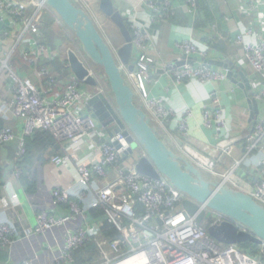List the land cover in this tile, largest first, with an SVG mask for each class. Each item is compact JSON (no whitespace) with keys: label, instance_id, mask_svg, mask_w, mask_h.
I'll return each instance as SVG.
<instances>
[{"label":"built area","instance_id":"2783aa9c","mask_svg":"<svg viewBox=\"0 0 264 264\" xmlns=\"http://www.w3.org/2000/svg\"><path fill=\"white\" fill-rule=\"evenodd\" d=\"M147 3L152 9L154 23L163 21L173 11L171 0H147ZM187 4L193 9L196 6L195 1ZM48 16L55 17L59 26H65L42 0H30L28 3L0 0V23L8 22L11 31L20 30L18 45L25 43L21 58L29 64V72L35 74L40 82L37 85L30 77H22L13 70L10 63L12 53L0 56V75L7 74L11 82L7 90L13 96L11 101L0 98V116L9 119L8 114H12L21 123L20 134L10 127L1 129L0 144L19 142L13 176L20 178L23 174L20 163L27 153L26 138L38 131L49 132L63 151L62 155L52 158V163L68 168L75 175L72 187H59L53 192L56 204L66 206L69 214L57 218L42 212L38 215V227L34 229L35 234L43 233L79 218L87 221L85 227L70 234L63 251V262L58 264H74L73 253L91 239L100 254L99 264H264V244L257 256L237 246L222 245L208 234L207 226L222 223L225 220L223 216L210 212L206 224H198L183 208L186 195L169 180L164 177L151 179L137 171V162L147 154L140 146L130 154L131 144L124 136L128 129L125 127L111 137L88 111V102L95 92H102L114 107L110 92L101 79L97 91L85 86L76 79L61 51L42 43V30ZM131 17L128 16L130 30H133L134 47L137 49L131 60L134 69L130 71L123 64L121 69L135 90L136 102L139 101L158 134L172 138L170 125L175 114L163 98L149 95L147 84L153 81L155 62L145 57L147 37ZM10 34L7 29H0V49L1 39ZM28 35L32 39H27ZM237 41L243 45L247 60L264 81V40L247 44L244 36L239 35ZM179 47L182 55L176 62L177 67L171 68L169 73L176 85L187 80L214 82L228 79L227 69L209 68L201 60L204 55L192 41H185ZM82 59L85 60L84 55ZM55 62L61 63L66 79L54 75L49 64ZM254 98L257 102L264 101V88ZM203 120L208 129L219 131L226 127L220 108L205 109ZM179 132L184 141L179 153L186 154L189 151L186 141L190 136L187 118L180 123ZM246 141L247 156L228 172L215 171L214 163L208 162V157L202 154L196 157L199 160L196 164L204 173L218 178L215 182L219 186L228 185L246 192L264 206V115L257 118ZM232 149V142L220 139L215 150L231 155ZM253 152L258 153L253 165L259 175L257 184L248 190L236 171L250 161ZM124 155L128 158L124 159ZM2 188L4 186L0 183V190ZM138 205L144 212L139 213ZM96 209L104 212L108 224L119 233L118 237H104L102 222H88L89 212ZM17 237L18 230L13 222L0 223V247L13 245Z\"/></svg>","mask_w":264,"mask_h":264},{"label":"crops","instance_id":"0c3cea01","mask_svg":"<svg viewBox=\"0 0 264 264\" xmlns=\"http://www.w3.org/2000/svg\"><path fill=\"white\" fill-rule=\"evenodd\" d=\"M15 1L28 3L30 0ZM72 1L75 5L87 10L102 33L106 24H110L113 31H117L121 43L117 39L115 50L123 45L124 41L118 28L102 14L98 0ZM113 1L127 23H131L128 16H132V20H135L147 37L144 55L155 62L153 81L147 84V90L151 97L163 98L175 114L170 125L174 150L181 152L179 148L182 146L180 142L182 138L179 125L183 119L187 118L190 132L189 139L186 141L189 145L188 152L193 154L197 152L199 157L201 156L199 154L207 156L209 160H206L214 163V169L219 173L232 170L233 166L248 154L246 138L253 130L250 121L252 109L249 93L229 79L214 82L187 80L183 84L176 85L172 82L169 73L171 68L177 67L176 62L182 55L179 45L185 41H192L204 55L201 59L203 62L229 61L235 67L236 73L243 72L250 82L253 95H256L264 88V81L247 60L243 45L237 41V38L243 35L247 44H256L264 40V0H171L172 13L163 21L155 23L152 21L153 12L147 0ZM188 1H195L194 9L187 4ZM29 11L32 13L31 7ZM51 19L54 21L53 18ZM43 28L47 45L60 50L63 57L67 58L69 50L77 54L81 51L79 43L68 31L69 29L67 30L66 27V30H62L63 28L56 20L49 28H45V25ZM0 29H7L11 33L6 39H1L0 56L12 53L10 63L13 70L22 77H30L34 83L40 85L38 77L29 72V64L21 58L25 43L18 45L20 30H9L11 28L8 22L0 23ZM131 32H133L132 29ZM104 36L111 45L108 37L105 34ZM26 38L32 39V36L28 35ZM65 43L70 48L66 49ZM111 47L114 49L112 45ZM134 51H137L135 47ZM79 54L83 57L82 51ZM15 56L23 61H20L17 68L12 65ZM58 65L62 69L60 62ZM212 69L223 71L227 68L213 66ZM238 80L241 81L240 76ZM10 86L11 82L7 74L2 73L0 75L2 100H12L13 96L7 90ZM137 103L141 105L138 100ZM258 105L260 114L254 122L264 115V101H259ZM207 108L222 110L226 121L225 128L218 131L216 128L208 129L204 126L203 113ZM188 112L191 113L190 116L187 115ZM8 117L9 119H5L0 116L5 122V127L13 128L20 134L21 123L12 114H8ZM220 139L232 142L231 155L216 152V145ZM18 149V141L0 146V171L2 172L0 183L4 186L0 190V223L11 221L18 230V237L13 245L0 247V264L62 263L63 251L70 234L85 227L87 221L79 218L43 233L35 234L34 229L38 227V215L42 212L57 218L69 214L66 206L56 204L53 192L59 187H72L75 175L68 168L52 163V158L62 155L61 153L56 154L49 146L42 149L37 146L32 147L28 159L23 161L24 168H22L26 173L23 177L16 178L13 176V170L15 153ZM188 152L186 154L190 156ZM256 155L258 153L253 152L252 157L249 156L250 161L242 164L236 171L248 190L254 188L258 182L259 172L253 165L257 160ZM196 157L194 160L198 164L199 160ZM204 174L211 182L218 181V178ZM91 219L93 218L88 215L89 223L96 222Z\"/></svg>","mask_w":264,"mask_h":264},{"label":"water","instance_id":"95a60500","mask_svg":"<svg viewBox=\"0 0 264 264\" xmlns=\"http://www.w3.org/2000/svg\"><path fill=\"white\" fill-rule=\"evenodd\" d=\"M42 1L58 15L80 44L85 60L73 50L67 53V62L76 79L97 91L100 85L97 71L100 69L104 73L114 107L102 92H95L88 102V111L111 137L125 127L128 129L124 136L131 144L130 154L138 146L147 154L137 162V171L151 179L164 177L169 180L186 195L183 208L198 224L205 225L210 212L223 216L222 223L207 226L208 234L222 245H263L264 206L246 192L211 182L191 156L175 151L173 140L158 134L143 108L137 104L135 90L121 69V64L128 66L130 71L134 69L131 64L134 37L114 1L98 0L100 11L118 28L123 38L124 43L117 50L111 47L87 10L72 0ZM206 63L209 68H227V78L249 93L252 129L260 110L247 77L243 72L236 73L229 61ZM180 142L184 144L183 140ZM116 146L120 149L118 144ZM127 158L128 155H124V159Z\"/></svg>","mask_w":264,"mask_h":264},{"label":"trees","instance_id":"16d2710c","mask_svg":"<svg viewBox=\"0 0 264 264\" xmlns=\"http://www.w3.org/2000/svg\"><path fill=\"white\" fill-rule=\"evenodd\" d=\"M51 18H53L55 21V17H47L46 23H45V28H49L51 26V23L54 22V21H52ZM127 26L130 28L129 23H127ZM67 30H68V28H67ZM43 31H44V28L42 30L41 41H42V43L47 44V37L43 34ZM68 31L71 33V35L73 37H75L74 34L70 30H68ZM76 41H77V43H79L77 39H76ZM20 61L23 62L22 60H20L18 58V56H15L12 60L13 67L18 66ZM66 63L68 64V62H66ZM49 65L53 69V73L55 76H57L58 78H61V79L67 78V75L63 71V67L61 69V67H59L57 62L51 63ZM97 73H98V77L101 79V82L106 85L105 87L109 90L110 96L112 97L110 87H109V84L106 80L104 73L100 70H98ZM3 128H5V122L0 118V130ZM37 146H38V148H41V149L49 146L55 151L56 154L57 153L63 154L62 149L60 148L59 145H57V141L53 138V136L49 132L38 131L32 137L26 138L27 153H26L24 159L20 163L21 167H23V161L25 159H28V156L30 155V151L32 150V147H37ZM17 153H18V151H16V153H15L14 167L17 164V162H16ZM25 173H26V171L23 169V174L21 175V177H23ZM1 174H2V172L0 171V179L2 176ZM137 208H138L139 213L144 212V209L142 208L141 205H138ZM88 215L90 218H93L91 220L100 221L103 223V233L102 234L104 237L116 238L119 236V233L112 226H110V224H108L106 217L104 215V212L101 209L92 210L89 212ZM239 246H241L245 252L250 253L254 256L259 255V253L256 250L258 247H261V246H256V245H253L250 243H246V244L239 245ZM99 256H100V254L98 252L96 244L94 243V240L92 241V239H91L90 242H87L82 248H80L79 250H77L73 253V261H74V264H93L92 262L94 261V259L97 260V258H99ZM263 260H264V258H263Z\"/></svg>","mask_w":264,"mask_h":264},{"label":"rangeland","instance_id":"374dc122","mask_svg":"<svg viewBox=\"0 0 264 264\" xmlns=\"http://www.w3.org/2000/svg\"><path fill=\"white\" fill-rule=\"evenodd\" d=\"M63 29L62 30H66V27L64 26V27H62ZM102 31H103V33L108 37V39H109V41H110V43H111V45L114 47V49L116 48V43H117V39L120 41V43H121V39H120V37H119V34L117 33V31H113V29H112V27H111V25L110 24H106V26L105 27H103V29H102ZM103 34V35H104ZM74 40V39H73ZM72 45V44H71ZM64 47L66 48V49H68V48H70V46H68V44H64ZM74 47V46H73ZM98 69V68H97ZM98 70H100V69H98ZM161 135V134H160ZM162 136V135H161ZM136 149H137V147L135 148V151H136ZM192 153V152H191ZM191 155V157L193 158V160H194V157L195 156H198V154H197V152L195 153V154H190ZM195 161V160H194ZM217 180V179H216ZM238 247V246H237ZM240 248L239 249H241V250H243L242 249V247L241 246H239ZM262 250V247H258L257 248V252L259 253L260 251ZM244 251V250H243ZM93 264H99L100 263V256H99V258H97V260H95L94 259V261L92 262Z\"/></svg>","mask_w":264,"mask_h":264}]
</instances>
